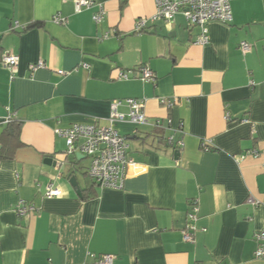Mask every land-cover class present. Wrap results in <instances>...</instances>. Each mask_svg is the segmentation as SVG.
<instances>
[{
  "label": "crops",
  "instance_id": "crops-1",
  "mask_svg": "<svg viewBox=\"0 0 264 264\" xmlns=\"http://www.w3.org/2000/svg\"><path fill=\"white\" fill-rule=\"evenodd\" d=\"M94 1L107 11L98 25L96 7L77 13L75 0H0V264H93L103 255L114 264H264L255 256L264 229V0H231L232 22H210L205 46L181 14L152 21L155 0ZM141 19L147 26L136 33ZM7 54L19 57L13 79ZM39 61L46 67L31 71ZM140 66L154 83L139 72L119 79ZM128 98L145 101L147 124L109 120L111 103ZM11 113L21 126L14 142L4 136ZM92 124L127 138L121 189L97 185L90 159L68 154L56 134ZM254 149L259 157L245 155ZM75 170L81 195L69 183ZM51 184L61 198L45 196ZM20 201L37 210L19 215Z\"/></svg>",
  "mask_w": 264,
  "mask_h": 264
},
{
  "label": "built area",
  "instance_id": "built-area-1",
  "mask_svg": "<svg viewBox=\"0 0 264 264\" xmlns=\"http://www.w3.org/2000/svg\"><path fill=\"white\" fill-rule=\"evenodd\" d=\"M157 13L152 17V21L164 20L173 22L177 15H183L189 27H197L200 34L197 36L195 43L205 46L209 43V33L207 25L210 22H220L224 24L231 23L233 20L231 0H155ZM96 7V12L93 15L95 24H101L107 14V11L102 3H97L94 0H75V11L81 13L86 9ZM54 22L59 25H65L66 19L56 16ZM148 20L141 19L136 23L135 32H142L147 26ZM19 24L16 23V27ZM241 49L244 53L251 50V46L246 43H241ZM19 63L17 55H4L2 64L10 72L11 78H14L15 71ZM44 61H39L36 64L30 65L31 71L45 68ZM87 67V66H86ZM139 72L138 77L145 83H154L156 81L155 73L146 66H140L136 69H129L119 72V79L127 80L131 75ZM59 74H67L65 71H59ZM162 103L171 107L174 102L163 100ZM125 104L128 107V114L121 113L119 107ZM145 101L143 99L128 98L123 100H115L111 103V115L109 120L124 121L126 118L132 123L143 125L147 124L148 117L145 113ZM15 118V114L11 113L7 117L6 123H9ZM155 126L161 127L162 120L157 119ZM56 134L63 137L66 141L68 154L80 153L91 161L88 169V176L99 186L109 187L113 189H121L124 186L127 177V171L130 161L127 158L128 143L127 138L119 133L113 127L92 125H72L68 128H59ZM174 137H169L167 142L170 145L174 144ZM179 147L184 146L183 140L176 141ZM207 143L203 144L205 150H209ZM247 156L259 157L261 152L257 149L249 150L245 154ZM64 195L60 188L48 185L45 196L47 198H61ZM249 203L258 206L261 201L253 198L249 199ZM37 207L33 204H27L20 201L16 206V212L21 215L34 213ZM199 212L198 205L193 202L191 205L188 218L190 220L189 231L184 232V240L187 242L194 241V231L196 227L194 222L197 221ZM255 241L258 244L255 256L256 258H264V229L255 234ZM115 257L113 255H103L99 257L93 264H114Z\"/></svg>",
  "mask_w": 264,
  "mask_h": 264
},
{
  "label": "trees",
  "instance_id": "trees-1",
  "mask_svg": "<svg viewBox=\"0 0 264 264\" xmlns=\"http://www.w3.org/2000/svg\"><path fill=\"white\" fill-rule=\"evenodd\" d=\"M32 26L34 27L35 24L26 27L25 30L31 28ZM7 125L8 128L5 130L4 136L9 137L12 142L17 140L19 141L20 127H21L20 124L17 123L16 119H13L9 123H7ZM8 151H9L8 149H5V152L9 153Z\"/></svg>",
  "mask_w": 264,
  "mask_h": 264
},
{
  "label": "water",
  "instance_id": "water-1",
  "mask_svg": "<svg viewBox=\"0 0 264 264\" xmlns=\"http://www.w3.org/2000/svg\"><path fill=\"white\" fill-rule=\"evenodd\" d=\"M75 172L76 170L73 171L72 174L69 176V183L71 184L72 187L76 188L78 191V194L81 195V190H80L79 183L77 180V176L75 175Z\"/></svg>",
  "mask_w": 264,
  "mask_h": 264
},
{
  "label": "rangeland",
  "instance_id": "rangeland-1",
  "mask_svg": "<svg viewBox=\"0 0 264 264\" xmlns=\"http://www.w3.org/2000/svg\"><path fill=\"white\" fill-rule=\"evenodd\" d=\"M90 178V177H89Z\"/></svg>",
  "mask_w": 264,
  "mask_h": 264
}]
</instances>
